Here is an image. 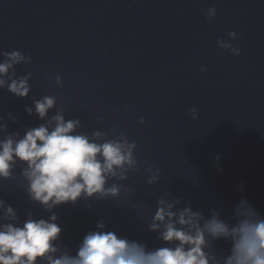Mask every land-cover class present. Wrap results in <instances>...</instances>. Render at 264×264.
Returning a JSON list of instances; mask_svg holds the SVG:
<instances>
[{
    "label": "water",
    "instance_id": "water-1",
    "mask_svg": "<svg viewBox=\"0 0 264 264\" xmlns=\"http://www.w3.org/2000/svg\"><path fill=\"white\" fill-rule=\"evenodd\" d=\"M220 38L240 54L218 48ZM13 49L32 57L16 66L17 75L32 74L30 95H56L66 119L80 118L77 131L124 132L137 144L139 170L123 182L128 194L54 209L70 250L101 218L118 236L161 246L136 213L168 192L206 214L221 207L227 215L240 197L264 213V0H0V51ZM29 103L0 90V116L19 121L8 122L9 131L43 123L24 112ZM149 166L159 169L153 185ZM0 198L21 223L28 212L48 215L17 178L0 182Z\"/></svg>",
    "mask_w": 264,
    "mask_h": 264
},
{
    "label": "clouds",
    "instance_id": "clouds-1",
    "mask_svg": "<svg viewBox=\"0 0 264 264\" xmlns=\"http://www.w3.org/2000/svg\"><path fill=\"white\" fill-rule=\"evenodd\" d=\"M215 15L216 8L210 7L208 18ZM228 36L234 40L236 33L230 31ZM217 47L240 54L223 38L217 40ZM31 61L19 49L0 51V90L29 99L24 112L43 121L21 134L8 129V122L19 123L16 114L0 116V182L17 178L28 200L48 215L34 217L28 212L21 223L17 210L0 198V264H264V213L245 197L227 215L221 207H209L206 214L171 192L157 198L154 209L139 208L136 214L149 221L148 231L156 234L161 246L149 247L141 240L118 236L106 230L103 218L74 251L62 244L54 209L81 199L116 201L122 192L128 194L131 189L123 182L139 170L137 144L124 132L109 136L99 129L90 134L77 131L80 118L66 119L56 95H30L32 74L17 75L16 66ZM54 82L57 88L63 87L60 74ZM189 113L193 120L197 118L195 108ZM138 123L144 124V118ZM219 159V155L214 157ZM145 171L148 185L158 182L159 169L149 166ZM239 187L242 192L243 185ZM218 241L225 242L226 250L217 251Z\"/></svg>",
    "mask_w": 264,
    "mask_h": 264
}]
</instances>
